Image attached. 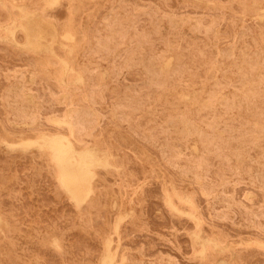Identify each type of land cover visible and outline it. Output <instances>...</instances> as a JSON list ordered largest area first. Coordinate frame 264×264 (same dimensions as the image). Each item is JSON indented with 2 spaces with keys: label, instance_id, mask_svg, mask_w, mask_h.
<instances>
[{
  "label": "rangeland",
  "instance_id": "rangeland-1",
  "mask_svg": "<svg viewBox=\"0 0 264 264\" xmlns=\"http://www.w3.org/2000/svg\"><path fill=\"white\" fill-rule=\"evenodd\" d=\"M262 8L264 0H0V264H102L115 250L111 264H264ZM27 11L55 38L28 47ZM51 135L104 162L77 202L43 145Z\"/></svg>",
  "mask_w": 264,
  "mask_h": 264
},
{
  "label": "bare ground",
  "instance_id": "bare-ground-1",
  "mask_svg": "<svg viewBox=\"0 0 264 264\" xmlns=\"http://www.w3.org/2000/svg\"><path fill=\"white\" fill-rule=\"evenodd\" d=\"M52 1V0H51ZM53 1H56V0H53ZM130 1V0H129ZM222 1V0H221ZM59 2V1H58ZM49 3V2H48ZM57 3V2H56ZM138 3V2H137ZM204 3V2H203ZM207 3V2H206ZM212 3V2H211ZM217 3V2H216ZM230 3V2H229ZM233 3V2H232ZM53 4H55V3H53ZM208 4V3H207ZM223 4V3H222ZM51 5H52V3H51ZM50 4H49V7L51 6ZM62 5V4H61ZM66 5V4H65ZM210 5H212V4H210ZM231 5V4H230ZM48 6V5H47ZM220 6V5H219ZM22 7V6H21ZM234 7H235V5H234ZM20 7H18L17 9H19ZM23 8V7H22ZM22 8H20L19 10H21ZM15 9V8H14ZM262 9H264V8H262ZM262 9L260 10V11H262ZM23 11L25 10V9H22ZM230 10V9H229ZM232 10V9H231ZM239 10V9H238ZM240 10H242V9H240ZM30 11V10H29ZM264 11V10H263ZM262 11V12H263ZM22 12V11H21ZM26 11H24V13H25ZM57 12H58V10H57ZM105 12V11H104ZM240 14H241V12L240 11H238ZM237 12V13H238ZM27 13L28 14H24L25 15V18L26 19H24L25 20V22H22L23 24H21V23H19V24H21L20 26H24V30H25V32H26V35H27V42H25L26 44L28 43L29 44V46L28 47H30L31 49H32V47L31 46H36L37 45V43H38V41H41V39L42 38H46V37H48V35L50 36V35H52L53 36V38H55V36L57 35L55 32H57V31H53L52 29H50L49 27H50V25L48 24H46V22L44 21L43 22V18H39V14H38V16L37 15H35V14H33L34 12H32V14H29V13H31V12H28L27 11ZM36 13V12H35ZM191 13V12H190ZM195 13V12H194ZM217 13V12H216ZM16 14V13H15ZM45 14V13H44ZM50 14V13H49ZM48 14V15H49ZM51 14H52V12H51ZM55 14H57V13H55ZM207 14V13H206ZM209 14V13H208ZM46 15V14H45ZM54 15V14H53ZM44 16V15H43ZM50 16V15H49ZM257 16V15H256ZM262 16H264V14L262 15ZM262 16H259V17H261L262 19H263V17ZM50 17H52V15L50 16ZM57 17V16H56ZM21 18V17H20ZM24 18V17H23ZM46 18V17H45ZM49 18V17H48ZM48 18H46V19H48ZM207 18V17H206ZM4 19V18H3ZM42 19V20H41ZM261 19V20H262ZM22 20V19H21ZM48 20H51V18L50 19H48ZM260 20V19H259ZM23 21V20H22ZM13 22H15V21H13ZM59 23V22H58ZM217 23V22H216ZM52 24H53V22H52ZM258 24V23H257ZM11 25H13V24H10V26ZM9 26V25H8ZM19 26V25H18ZM17 26V27H18ZM7 27V26H6ZM12 27V26H11ZM59 27V26H58ZM263 28H264V26H262ZM56 28V27H55ZM4 29H6V28H4ZM8 29V28H7ZM6 29V30H7ZM53 29H54V27H53ZM9 31L11 30V29H8ZM14 30V27H13V29H12V31ZM17 30V28L15 29V31ZM57 30V29H56ZM250 30V29H249ZM8 31V32H9ZM7 32V33H8ZM66 33V32H65ZM9 34H11V32L9 33ZM82 34V33H81ZM242 34H244V33H242ZM47 35V36H46ZM89 35V34H88ZM9 36V35H8ZM70 36H72V35H70ZM80 36V35H79ZM82 36V35H81ZM10 38H11V36H9ZM13 38H14V36H12ZM64 37H69V36H64ZM64 37H62L63 39H66V38H64ZM113 37V36H112ZM53 38H51V40H53ZM73 38V37H72ZM12 39V38H11ZM68 39V38H67ZM69 39H71L70 37H69ZM81 39V38H80ZM113 39V38H112ZM15 40V39H14ZM14 40H13V42H14ZM42 40H44V39H42ZM48 42H50V41H48ZM52 42V41H51ZM57 42V41H56ZM113 42V41H112ZM41 43V42H40ZM25 44V47L26 48H28L27 47V45ZM42 44V43H41ZM43 44H45V43H43ZM47 44V43H46ZM50 44V43H49ZM60 44H62V43H60ZM21 45V44H20ZM31 45V46H30ZM54 45V44H53ZM58 45V44H57ZM66 45V44H65ZM18 46H19V44H18ZM24 46V45H23ZM22 45L20 46V47H23ZM41 46V45H40ZM46 46H48V45H46ZM51 46H52V43H51ZM50 46V47H51ZM62 46H64V45H62ZM67 47H68V45H66ZM65 46V47H66ZM61 47V46H60ZM90 47V46H89ZM252 47V46H251ZM41 48L42 49H44L42 46H41ZM64 48V47H63ZM236 48H237V46H236ZM51 48H49L48 50H50ZM69 50H71L70 48H69ZM38 51H39V49H38ZM40 51H41V49H40ZM45 51H47L46 49H45ZM51 51V50H50ZM86 51V50H85ZM69 54H70V51H67ZM52 53V52H51ZM3 58V57H2ZM22 58V57H21ZM169 58H172V56L171 57H169ZM62 60V59H61ZM168 60V59H167ZM264 60V59H263ZM2 61V60H1ZM64 61V60H63ZM62 61V63H64ZM4 62V61H3ZM169 62V61H168ZM171 62V61H170ZM55 63V62H54ZM166 63V62H165ZM164 63V64H165ZM169 64V63H168ZM167 64V65H168ZM171 64V63H170ZM15 65V64H14ZM65 65L67 66V64L65 63ZM84 65V64H83ZM1 66V65H0ZM2 67V66H1ZM0 67V68H1ZM15 67V66H14ZM21 67V66H20ZM164 67H166V66H164ZM168 67V66H167ZM7 68V67H6ZM264 68V67H263ZM72 68L70 67V70H71ZM81 69V68H80ZM89 69V68H88ZM168 69V68H167ZM4 70V69H3ZM66 70V69H65ZM1 71V70H0ZM18 71V70H17ZM72 71H74V70H72ZM93 72V71H92ZM1 77H2V75H1ZM10 77V76H9ZM213 77V76H212ZM88 78V77H87ZM81 79V78H80ZM79 79V80H80ZM2 80V79H1ZM81 81V80H80ZM91 82V81H90ZM1 83H2V81H1ZM35 83V82H34ZM91 84V83H90ZM39 85V84H38ZM87 85V84H86ZM96 85V84H95ZM98 85V84H97ZM12 86V85H11ZM4 87V86H3ZM86 87V86H85ZM188 87V86H187ZM224 87V86H223ZM9 88V87H8ZM11 88V87H10ZM9 88V89H10ZM27 88V87H26ZM51 88V87H50ZM1 89V88H0ZM16 89V88H15ZM107 89V88H106ZM88 90V89H87ZM95 90V89H94ZM8 91V90H7ZM6 91V92H7ZM97 91V90H96ZM0 92H1V90H0ZM84 92V91H83ZM11 93V92H10ZM4 94V93H3ZM8 94V93H7ZM14 94H16V92L14 93ZM6 95V94H5ZM254 95V94H253ZM10 95L8 94V97H9ZM6 97V96H5ZM71 97V96H70ZM185 97V96H184ZM186 97H189V96H186ZM185 97V98H186ZM4 98V97H3ZM10 98H11V96H10ZM29 98H31V97H29ZM80 98V97H79ZM190 98V97H189ZM32 99V98H31ZM31 99H30V101H31ZM102 99V98H101ZM8 100V99H7ZM47 100V99H46ZM81 100V99H80ZM33 101V100H32ZM91 101H92V99H91ZM90 101V102H91ZM2 102V101H1ZM11 102H13L14 103V101H11ZM16 102V101H15ZM69 103V102H68ZM82 103V102H81ZM76 104V103H75ZM12 105V104H11ZM55 105V104H54ZM30 106V105H29ZM28 106V107H29ZM49 106V105H48ZM53 106V105H52ZM74 106V105H73ZM2 107V106H1ZM10 107V106H9ZM15 107V106H14ZM50 107V106H49ZM87 107V106H86ZM5 108V107H4ZM4 108H3V110H4ZM43 108H45V107H43ZM20 109V108H19ZM6 110V109H5ZM44 110V109H43ZM46 110V109H45ZM20 111V110H19ZM26 111V110H25ZM51 111V110H50ZM79 111V110H78ZM81 111H82V109H81ZM84 111V110H83ZM1 112V111H0ZM85 113L87 112V111H84ZM83 112V113H84ZM18 113V112H17ZM79 113V112H78ZM71 114V113H70ZM77 114V113H76ZM89 114V113H88ZM0 115H2V113L0 114ZM4 115V114H3ZM2 115V116H3ZM92 115V114H91ZM16 116V115H15ZM29 117H30V115H28ZM28 116H27V114H26V118H28ZM1 117V116H0ZM22 117V116H21ZM86 117V116H85ZM105 117V116H104ZM24 118V117H23ZM1 119H3L4 120V118H0V120ZM42 119V118H41ZM81 120V119H80ZM197 120V119H196ZM42 121H40V123H41ZM75 122V121H74ZM89 122V121H88ZM64 123V122H63ZM77 123V122H76ZM85 124H86V122H85ZM88 125H90L89 123H87ZM23 125V124H22ZM41 125H42V123H41ZM19 126V125H18ZM27 126V125H26ZM47 126V125H46ZM38 127V126H37ZM77 127V126H76ZM225 127V126H224ZM79 128V127H78ZM77 128V129H78ZM28 129V128H27ZM31 129V128H30ZM58 129V128H57ZM66 129V128H65ZM47 130V129H46ZM50 130V129H49ZM58 130H60V129H58ZM63 130V129H62ZM81 130V129H80ZM51 131V130H50ZM53 131V130H52ZM67 131V130H66ZM85 132V131H84ZM88 132V131H87ZM79 133H82V132H79ZM79 133H78V135H79ZM223 133V132H222ZM57 134V133H56ZM75 134H76V132H75ZM30 135V134H29ZM77 135V136H78ZM83 135H85L84 133H83ZM51 136H54V137H52V138H50V139H48L47 140V138H45L46 140L44 141V143H43V145L46 147V148H48L49 149V151H50V154H51V156H52V159L54 160V162H55V164L57 165V167H58V178H59V181H60V184H61V186L63 187V188H65L67 191H68V193L70 194V196L71 197H74V201L76 200V196H77V194L78 193H81V192H83V190L85 189V187H86V184L89 182V179H90V176H91V174H92V171H91V168L93 167V166H98L99 164L101 165V164H103L104 162H102L101 161V158L99 157V155H98V152L96 151V150H94V148L92 149V148H89V147H85V148H83V149H81V150H78L76 147H75V145L72 143V141L67 137V136H64V135H51ZM76 136V135H75ZM198 136V135H197ZM47 137V136H46ZM4 138V137H3ZM41 138V137H40ZM79 138V137H78ZM93 138V137H92ZM43 140V139H42ZM29 141H31V140H29ZM36 141V140H35ZM34 141V142H35ZM4 142V141H3ZM28 143V142H27ZM29 143H31V142H29ZM29 143L27 144L28 146H30L31 144L33 145V143H31L30 145H29ZM35 143H37V141L35 142ZM196 143V142H195ZM19 144H21V146H22V144L23 143H19ZM38 144V143H37ZM76 144V143H75ZM11 145V144H10ZM13 145H15V144H12L11 146L13 147ZM34 145H36V144H34ZM195 145V144H194ZM7 146V145H6ZM17 146H18V144H17ZM20 146V147H21ZM28 146H26V147H28ZM41 146V145H40ZM80 146V145H79ZM10 147V146H9ZM19 147V146H18ZM81 147V146H80ZM192 147V146H191ZM24 148V147H23ZM194 148V147H193ZM196 148H197V146H196ZM196 148H194V149H196ZM45 150V149H44ZM198 151V150H197ZM104 152V151H103ZM101 153V152H100ZM180 153H181V151H180ZM179 153V154H180ZM39 154V153H38ZM14 155H16V154H14ZM26 156H28V155H26ZM30 156V155H29ZM28 156V157H29ZM34 156H36V155H34ZM39 156V155H38ZM10 157V156H9ZM15 157V156H14ZM5 158V157H4ZM21 158H22V156H21ZM24 158V157H23ZM26 158V157H25ZM39 158H41V157H39ZM29 159H30V157H29ZM51 159V160H52ZM108 159V158H107ZM24 160V159H23ZM26 160V159H25ZM45 161H46V159H44ZM27 161V160H26ZM107 161V160H106ZM29 162V161H28ZM44 163V162H43ZM200 163V162H199ZM41 164V162L39 163V165ZM48 164V163H47ZM106 164V163H105ZM104 164V166H107V165H105ZM108 164V163H107ZM55 165V166H56ZM109 165H111V164H109ZM108 165V166H109ZM43 166V165H42ZM41 166V167H42ZM173 166V165H172ZM46 167V166H45ZM100 167V166H99ZM115 167V166H114ZM14 168V167H13ZM105 168V167H104ZM195 168V167H194ZM42 169H44V168H42ZM41 170V169H40ZM2 171V170H1ZM18 171V170H17ZM102 171V170H101ZM208 171V170H207ZM5 172H6V170H5ZM42 172H43V170H42ZM99 172V171H98ZM41 173V172H40ZM39 174V173H38ZM51 174H52V172H51ZM102 174H104L103 173V171H102ZM54 175V174H53ZM52 175V176H53ZM95 175V174H94ZM105 175V174H104ZM40 176V175H39ZM42 176V175H41ZM40 176V177H41ZM43 177V176H42ZM55 177V176H54ZM116 177V176H115ZM0 178H2V177H0ZM106 178V177H105ZM18 179V178H17ZM20 180H21V178H20ZM97 180V179H96ZM107 180V179H106ZM134 180V179H133ZM257 180H258V178H257ZM0 181H2V180H0ZM4 181V180H3ZM23 181V180H22ZM98 181V180H97ZM7 182V181H6ZM147 182V181H146ZM3 183H5V182H3ZM36 183V182H35ZM45 183H46V181H45ZM96 183V182H95ZM95 183H93L94 185H95ZM115 183V182H114ZM188 183V182H187ZM190 183V182H189ZM192 183V182H191ZM2 184V183H1ZM20 184V183H19ZM22 185H23V183H21ZM47 184V183H46ZM56 184V183H55ZM103 184V183H102ZM117 184V183H116ZM26 185V184H25ZM35 185V184H34ZM42 185V184H41ZM48 185V184H47ZM97 185V184H96ZM96 185H95V187H96ZM108 185V184H107ZM106 184H105V186H107ZM115 185V184H114ZM193 185V184H192ZM15 185H13V187H14ZM98 186V185H97ZM102 186V185H101ZM113 186V185H112ZM8 187H10V186H8ZM34 187V186H33ZM103 187V186H102ZM59 188V187H58ZM93 188H94V186H93ZM17 189V188H16ZM16 189H14V190H16ZM56 189V188H55ZM54 189V190H55ZM103 189V188H102ZM121 189V188H120ZM175 189V188H174ZM2 190H4V189H2ZM104 190H106V189H103V190H101V191H104ZM13 191V190H12ZM31 191V190H30ZM99 191V189H98V187H97V192ZM107 191H108V189H107ZM2 192V191H1ZM37 192V191H36ZM40 192V191H39ZM59 192V191H58ZM96 192V193H97ZM17 193V192H16ZM106 193V192H105ZM177 193V192H176ZM249 193V192H248ZM37 194V193H36ZM102 194H103V192H102ZM19 196H20V194H19ZM42 196H43V194H42ZM106 196H108V193L106 194ZM105 196V198H103V199H105V200H107L106 197ZM2 198H3V196H1ZM5 197V196H4ZM24 197V196H23ZM86 197V196H85ZM92 197V196H91ZM104 197V196H103ZM249 197V196H248ZM26 198V197H25ZM109 198V197H108ZM177 198H179V197H177ZM71 199V198H70ZM85 199V198H84ZM167 199H169V198H167ZM187 199V198H186ZM246 199H247V197H246ZM249 199V198H248ZM59 200V199H58ZM72 200V199H71ZM70 200V201H71ZM90 200H92V198L90 199ZM89 200V201H90ZM98 200H99V197H98ZM180 201H181V199H180ZM3 202V201H2ZM76 202H77V200H76ZM83 202V201H82ZM105 202V201H104ZM172 202V201H171ZM252 202V201H251ZM34 203V202H33ZM99 203H100V201H99ZM102 203H103V201H102ZM145 203V202H144ZM170 203V202H169ZM169 203L167 202V204L169 205ZM182 203V202H181ZM191 203V202H190ZM190 203H187L188 205L190 204ZM91 204H92V201H91ZM91 204H90V208L89 209H92L91 207H93V206H91ZM101 204V203H100ZM109 204V203H108ZM172 204V203H171ZM170 204V205H171ZM186 204V205H187ZM77 205V204H76ZM95 205V204H94ZM104 205V204H103ZM106 205V204H105ZM104 205V206H105ZM114 205V204H113ZM89 206V205H88ZM1 207V206H0ZM107 207V206H106ZM170 208H172V206H169ZM193 207V206H192ZM4 208H6V207H4ZM34 208H35V206H34ZM57 208V207H56ZM74 208V207H73ZM83 208V207H82ZM95 208V210H96V207H94ZM93 208V209H94ZM228 208V207H227ZM3 209V208H2ZM84 209H86V207L84 208ZM88 209V208H87ZM86 209V210H87ZM101 209H102V205H101ZM175 209V208H174ZM177 209V208H176ZM176 209H175V211H176ZM220 209V208H219ZM229 209V208H228ZM1 210V209H0ZM83 210V209H82ZM118 210V209H117ZM3 211V210H2ZM7 211V210H6ZM20 211V210H19ZM83 211H85V210H83ZM82 211V212H83ZM89 211V210H88ZM88 211H85V212H88ZM174 211V212H175ZM4 212V211H3ZM84 212V213H85ZM96 212V211H95ZM105 212H106V210H105ZM217 212V211H216ZM215 212V213H216ZM8 213V212H7ZM6 213V214H7ZM17 213V212H16ZM100 213V211H98V214ZM176 213H178V211H176ZM180 213V212H179ZM184 212H182V214H183ZM186 213V212H185ZM68 214V213H67ZM130 214V213H129ZM188 214V213H187ZM0 215H2V214H0ZM92 215H94V214H92ZM186 215V214H185ZM184 215V216H185ZM190 215V214H189ZM189 215L187 216L188 217V219H189ZM263 215V214H262ZM6 216V215H5ZM8 216V215H7ZM182 216V215H181ZM185 216V217H186ZM192 216V215H191ZM243 216V215H242ZM12 216L10 215V218H11ZM30 217V216H29ZM85 217V216H84ZM90 217H92V216H90ZM96 217H98V216H96ZM183 217V216H182ZM50 218V217H49ZM86 218H87V216H86ZM95 218V217H94ZM191 218H193V216L191 217ZM6 219H8V220H10L9 218H6ZM90 219V218H89ZM97 219V218H96ZM104 219V218H103ZM122 219V218H121ZM120 219V220H121ZM125 219V218H124ZM123 219V220H124ZM243 219V218H242ZM32 220V219H31ZM93 220V219H92ZM95 220V219H94ZM100 220V219H99ZM196 220V219H195ZM1 221V220H0ZM21 221V220H20ZM64 221V220H63ZM68 221V220H67ZM91 221V220H90ZM90 221H89V223H90ZM97 221V220H96ZM103 220H101V222H102ZM193 221H194V219H193ZM225 221H227V219L225 220ZM241 221V220H240ZM11 222V221H10ZM9 222V223H10ZM123 222V221H122ZM243 222H244V220H243ZM245 222H247V221H245ZM245 222H244V224H245ZM1 223V222H0ZM8 223V222H7ZM16 224H17V221L15 222ZM58 223V222H57ZM92 223V222H91ZM95 223V222H94ZM242 223V222H241ZM81 224V223H80ZM118 224V223H117ZM243 224V223H242ZM8 225H10V224H8ZM12 225V224H11ZM90 225V224H89ZM94 225V224H93ZM97 225V224H96ZM99 225H101V223L99 224ZM102 225H104V224H102ZM249 225V224H248ZM17 226H19L18 224H17ZM28 226V225H27ZM82 226V225H81ZM109 226V225H108ZM118 226V225H117ZM21 227V226H20ZM97 227H98V225H97ZM115 227H116V225H115ZM10 229V228H9ZM82 229V228H81ZM101 230V229H100ZM117 231H118V229H117ZM117 231H115V232H117ZM171 231H172V229H171ZM9 232V231H8ZM34 232V231H33ZM37 233V232H36ZM67 233V232H66ZM106 233V232H105ZM15 234H17V233H15ZM97 234H99V233H97ZM259 234V233H258ZM7 235V234H6ZM10 235V234H9ZM8 235V236H9ZM116 235H117V233H116ZM11 236V235H10ZM9 236V237H10ZM35 236V235H34ZM93 236V235H92ZM91 236V237H92ZM197 236V235H196ZM20 237V236H19ZM27 237V236H26ZM113 237V236H112ZM111 237V238H112ZM193 237H194V235H193ZM115 238V237H114ZM113 238V239H114ZM117 238H118V236H117ZM199 238H200V236H199ZM10 239H12V238H10ZM79 239V238H78ZM196 239V238H195ZM7 240H9L8 238H7ZM197 240V239H196ZM199 240V239H198ZM106 241H107V239H106ZM108 242H111V241H108ZM203 242V241H202ZM12 243V242H11ZM25 243V242H24ZM149 243V242H148ZM12 244H14V246H15V243H12ZM55 244V243H54ZM104 244H106V243H104ZM112 244H113V242H112ZM129 244V243H128ZM187 244V243H186ZM250 244V243H249ZM2 245V244H1ZM1 245H0V247H1ZM3 245H5V246H7L6 244H3ZM72 245V244H71ZM118 245H120L119 244V242H118V244H117V246ZM133 245V244H132ZM240 245V244H239ZM259 245V244H258ZM24 247H25V245H23ZM31 246V245H30ZM33 246V245H32ZM106 246V245H105ZM201 246H203L202 244H201ZM261 245H259V247H260ZM263 246V245H262ZM13 247V246H12ZM53 247V246H52ZM109 247H111V245L109 246ZM115 247V246H114ZM264 247V246H263ZM63 248V247H62ZM66 248V247H65ZM71 248V247H70ZM106 248H108V247H106ZM205 248V247H204ZM28 249V248H27ZM57 249H59V248H57ZM202 250H203V248H201ZM14 250V249H13ZM34 250V249H33ZM66 250H67V248H66ZM69 250V249H68ZM71 250V249H70ZM107 250V249H106ZM108 250H109V248H108ZM107 250V251H108ZM112 250H113V246H112ZM226 250V249H225ZM107 251H106V254H107ZM116 251L117 250H115V255H116ZM132 251H133V249H132ZM0 252H1V250H0ZM20 252V251H19ZM22 252H23V250H22ZM202 252V251H201ZM200 252V253H201ZM204 252V251H203ZM202 252V253H203ZM72 253V252H71ZM200 253L198 254V255H200ZM21 254H23V253H21ZM25 254H26V252H25ZM31 254H33V253H31ZM108 254H111V252L109 251V253ZM113 254V255H114ZM120 254V253H119ZM16 255H18V253L16 254ZM36 255V254H35ZM58 255V254H57ZM68 256H69V254H67ZM73 255V254H72ZM112 254L111 255H108V256H106V258H104L103 260V263L102 264H111L110 263V258H112V259H115V256H113ZM202 255V254H201ZM1 256V255H0ZM12 256V255H11ZM71 256V255H70ZM70 256H69V259H70ZM110 256V257H109ZM111 256H113V257H111ZM203 256V255H202ZM19 257V256H18ZM30 257H32V256H30ZM36 257V256H35ZM119 257V256H118ZM170 257V256H169ZM23 257L20 255V259H22ZM28 258V257H27ZM34 258V257H33ZM68 258V257H67ZM29 259V258H28ZM125 259H126V257H125ZM13 260V259H12ZM16 260V259H15ZM14 260V261H15ZM42 260V259H41ZM17 261V260H16ZM15 261V262H16ZM22 261V260H21ZM23 261H24V259H23ZM22 261V262H23ZM76 261V260H75ZM89 261V260H88ZM97 261V260H96ZM10 262H12V261H10ZM18 262H20L19 260H18ZM25 262V261H24ZM27 262H29V264L31 263L30 262V259L27 261ZM27 262H25V264H28ZM42 262V261H41ZM112 262H113V260H112ZM40 263V262H39ZM54 263V262H53ZM75 263V262H74ZM9 264V263H8ZM16 264H17V262H16ZM18 264H20V263H18ZM121 264V263H120ZM180 264V263H179Z\"/></svg>",
  "mask_w": 264,
  "mask_h": 264
}]
</instances>
